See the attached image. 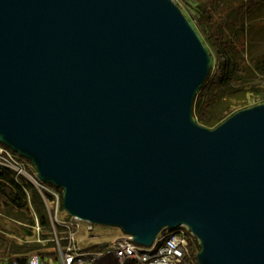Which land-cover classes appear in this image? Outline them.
Returning <instances> with one entry per match:
<instances>
[{"label": "water", "instance_id": "1", "mask_svg": "<svg viewBox=\"0 0 264 264\" xmlns=\"http://www.w3.org/2000/svg\"><path fill=\"white\" fill-rule=\"evenodd\" d=\"M209 68L172 0H0V144L70 217L144 248L185 226L198 264H264V103L201 126Z\"/></svg>", "mask_w": 264, "mask_h": 264}, {"label": "trees", "instance_id": "2", "mask_svg": "<svg viewBox=\"0 0 264 264\" xmlns=\"http://www.w3.org/2000/svg\"><path fill=\"white\" fill-rule=\"evenodd\" d=\"M221 1L201 0L193 17L197 29L204 37V45L218 62V72L213 73L215 62L211 63L213 57L210 55L208 75L196 92L192 104L193 118L208 129L216 127L229 117L248 92L256 94L258 91L255 87L264 85V52L257 56L239 54L244 50L240 35L248 32L247 23L264 9V0H245L230 7L222 6ZM229 27L233 30L234 37L230 36ZM13 154L24 163L26 171L32 174L34 169L30 161ZM49 186L61 192L60 189ZM60 210H63L62 201ZM35 219L41 229L42 242L32 241L18 225H33ZM55 230L58 235L63 232L60 225H56ZM52 237L53 228L36 188L26 177L0 167V264H26L28 255L32 253L52 264L56 259ZM187 237V252L181 264H198V241L189 234ZM100 247L93 245L82 250L93 252ZM122 264L138 263L127 260Z\"/></svg>", "mask_w": 264, "mask_h": 264}, {"label": "built area", "instance_id": "3", "mask_svg": "<svg viewBox=\"0 0 264 264\" xmlns=\"http://www.w3.org/2000/svg\"><path fill=\"white\" fill-rule=\"evenodd\" d=\"M0 167L10 169L16 174L26 177L41 195L53 228L51 240L55 244L53 250L56 259L52 264H94L95 261L106 259L104 264H122L127 260H134L138 264H181L187 252V234L194 237L185 226H182L172 232L162 231L150 248L138 246L130 236L125 234L107 242L101 241V237L94 234L95 225L68 215L61 219L59 212L62 191H57L48 184L42 183L37 178L35 170L29 174L24 163L17 159L10 149L1 144ZM18 225L21 231L24 229L31 231L29 238H32V241L42 242L40 239L41 229L37 219L33 225L26 223H18ZM56 225L63 228L62 234L56 233ZM83 234L87 235L86 238L82 237ZM83 244H87L86 247H83ZM93 245H100L101 247L93 252L82 250ZM26 264L48 263L40 255L32 253L28 255Z\"/></svg>", "mask_w": 264, "mask_h": 264}, {"label": "rangeland", "instance_id": "4", "mask_svg": "<svg viewBox=\"0 0 264 264\" xmlns=\"http://www.w3.org/2000/svg\"><path fill=\"white\" fill-rule=\"evenodd\" d=\"M181 10L183 15L187 18L191 26L196 31L197 35L201 39V41L204 44V37L199 32V30L196 27L195 21L193 17L196 15V9L197 5L201 0H172ZM245 0H222L221 4L224 7H230L233 4H240ZM215 18H217L216 15H214ZM249 30L247 33H243V35H240V38L242 37V46L244 50H241L239 54L244 56H257L264 52V9L261 10L256 16L247 23ZM229 34L231 37H234L233 30H230L229 27ZM205 46V45H204ZM207 49V47L205 46ZM209 54L213 57L211 58V63L214 64L213 73L218 72V62L216 61L215 57L211 52L207 49ZM255 89L258 91L255 93H247L245 96V99L242 100V102L235 108V110L232 113H235L239 110H243L261 103H264V85L256 86ZM231 113V114H232ZM230 114V115H231ZM229 115V116H230ZM67 214L64 212V210H60L59 217L61 219H64ZM94 234L101 237V241L107 242L111 239H114L116 237L122 236V232L114 227L109 226H100L95 225ZM87 235L83 234V238H86ZM83 244V247H86ZM104 261L106 260H98L95 261L94 264H104Z\"/></svg>", "mask_w": 264, "mask_h": 264}]
</instances>
